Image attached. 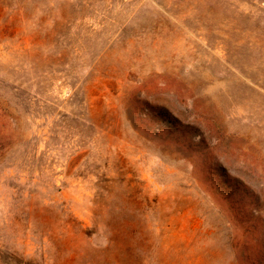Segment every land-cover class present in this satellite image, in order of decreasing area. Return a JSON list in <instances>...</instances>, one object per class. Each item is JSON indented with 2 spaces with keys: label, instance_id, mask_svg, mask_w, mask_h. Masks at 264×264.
I'll use <instances>...</instances> for the list:
<instances>
[{
  "label": "rangeland",
  "instance_id": "rangeland-1",
  "mask_svg": "<svg viewBox=\"0 0 264 264\" xmlns=\"http://www.w3.org/2000/svg\"><path fill=\"white\" fill-rule=\"evenodd\" d=\"M0 264H264V0H0Z\"/></svg>",
  "mask_w": 264,
  "mask_h": 264
}]
</instances>
